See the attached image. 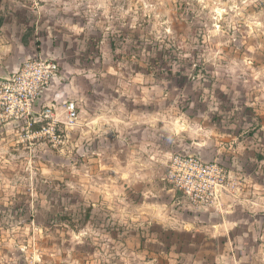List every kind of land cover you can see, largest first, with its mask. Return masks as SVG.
I'll return each instance as SVG.
<instances>
[{
	"label": "rangeland",
	"instance_id": "374dc122",
	"mask_svg": "<svg viewBox=\"0 0 264 264\" xmlns=\"http://www.w3.org/2000/svg\"><path fill=\"white\" fill-rule=\"evenodd\" d=\"M10 56L53 61L82 91L74 122L72 101L46 106L55 136L0 126V264H166L171 230L140 217L157 192L179 199L170 158L152 177L126 154L186 155L189 119L216 127L223 154L264 155V0H0V64Z\"/></svg>",
	"mask_w": 264,
	"mask_h": 264
},
{
	"label": "crops",
	"instance_id": "0c3cea01",
	"mask_svg": "<svg viewBox=\"0 0 264 264\" xmlns=\"http://www.w3.org/2000/svg\"><path fill=\"white\" fill-rule=\"evenodd\" d=\"M25 49L27 52L20 54L21 60L31 57L30 49ZM8 58L11 59V56L0 64V80L15 72L17 67ZM53 86L41 94L38 104L44 108L51 102L62 104L72 101L78 107L77 100L82 91L78 81H58ZM221 136L215 126H201L195 121L191 123L189 119L183 126L182 148L186 155L228 167L229 182L220 191L217 205L194 210L180 193L179 199H176L170 191L162 194L165 202H158L157 197L161 196H157V192L155 196L152 195L156 197L152 200L154 203H144L142 212L147 216L140 217L142 225L149 223L171 230L169 238L172 247L170 251L166 250V264H173L175 256L180 258V264H264V155L255 157V147L250 146V155L243 158L238 152L240 143L225 145L231 150L223 154ZM132 143L133 146H127L144 149L142 143ZM115 144L119 152H125L122 142ZM152 146L156 148L150 149L145 159L136 151L125 154L128 158L126 162H134L141 170H146L143 173L155 177L158 167L165 166L166 161L172 158V150L168 143L161 147ZM113 158L116 160V157ZM255 170L258 171L255 173ZM145 174L139 173L137 179L152 178ZM168 197L174 206L168 202Z\"/></svg>",
	"mask_w": 264,
	"mask_h": 264
},
{
	"label": "built area",
	"instance_id": "2783aa9c",
	"mask_svg": "<svg viewBox=\"0 0 264 264\" xmlns=\"http://www.w3.org/2000/svg\"><path fill=\"white\" fill-rule=\"evenodd\" d=\"M59 66L53 61L36 57L20 63L15 72L0 81V126L17 123L25 125L28 137L40 136L46 129L56 135L58 125L55 107L38 110L41 94L58 82ZM66 118L77 119L74 103L66 104ZM46 123L38 132H32V125ZM37 136V137H38ZM166 181L174 191L181 194L194 210L218 204L220 191L229 182V172L218 162H204L191 155L173 156L166 168Z\"/></svg>",
	"mask_w": 264,
	"mask_h": 264
},
{
	"label": "trees",
	"instance_id": "16d2710c",
	"mask_svg": "<svg viewBox=\"0 0 264 264\" xmlns=\"http://www.w3.org/2000/svg\"><path fill=\"white\" fill-rule=\"evenodd\" d=\"M23 44H24V46H26V47H30V45L27 44V42H25V40L23 41ZM111 48H112V44H111Z\"/></svg>",
	"mask_w": 264,
	"mask_h": 264
}]
</instances>
